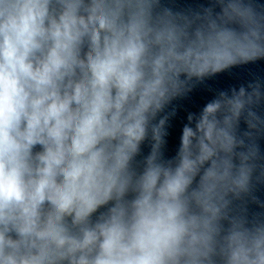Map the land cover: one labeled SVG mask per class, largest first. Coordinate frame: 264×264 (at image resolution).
<instances>
[{
	"label": "clouds",
	"instance_id": "obj_1",
	"mask_svg": "<svg viewBox=\"0 0 264 264\" xmlns=\"http://www.w3.org/2000/svg\"><path fill=\"white\" fill-rule=\"evenodd\" d=\"M257 61L262 0H0V264H264V80L169 148Z\"/></svg>",
	"mask_w": 264,
	"mask_h": 264
}]
</instances>
